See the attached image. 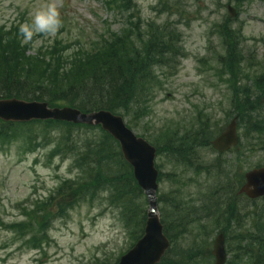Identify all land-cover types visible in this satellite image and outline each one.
Instances as JSON below:
<instances>
[{
    "label": "trees",
    "instance_id": "1",
    "mask_svg": "<svg viewBox=\"0 0 264 264\" xmlns=\"http://www.w3.org/2000/svg\"><path fill=\"white\" fill-rule=\"evenodd\" d=\"M106 4L131 11L133 28L121 34L108 33L90 50L58 38L31 55L28 52L33 50V41L25 42L18 27L8 30L0 25V99L39 100L51 107L73 106L83 112L110 110L125 118L142 109L147 113L144 104L150 101L160 82L155 68L170 69L178 63L177 57L182 53L181 36L169 22L160 25L149 22L144 29L140 28L133 22L139 13L133 0H109ZM156 11L172 15L185 13L177 4L164 1ZM138 20L140 22L141 18ZM225 21L218 25L217 33L227 49L222 63L231 78L242 143L235 149L237 155L232 162H222L221 157L212 164L204 161L201 147H209L214 135L219 133V130H211L208 119L200 120L197 127L188 132L167 134L166 144L156 143L159 154L167 152L183 174L220 176L218 192L223 194L219 199L212 198L211 202L202 201L201 205H187L182 198L173 202L170 199L173 217L169 225L164 219V225L172 247L159 264H213L209 238L216 230L227 239L226 247L231 255L228 264H264V199L252 201L253 206L244 208L237 193L241 178L236 180L238 164L242 163L246 151L253 153L254 141L264 137V69L255 76L257 90L248 85L238 86L240 77L245 75L246 55L240 32L231 30L230 18ZM33 126L42 128L35 130ZM96 130V135L90 133ZM19 140L30 152L55 143L50 159L67 158L71 162L69 172L74 174V177L64 178L47 199L36 203L26 213L25 221L6 226L19 234L17 236L24 239L28 247L43 251L51 239L49 231L55 219L65 218L71 209L81 204H94L102 194L107 195L110 206L120 208V219L124 220L131 236L130 247L143 236L146 197L135 181L132 168L125 162L119 144L100 127L55 121L0 122V151ZM218 192L215 190L212 194ZM211 215L214 219L208 220ZM194 229L196 232L206 230L208 235V241L200 249L179 241Z\"/></svg>",
    "mask_w": 264,
    "mask_h": 264
},
{
    "label": "rangeland",
    "instance_id": "2",
    "mask_svg": "<svg viewBox=\"0 0 264 264\" xmlns=\"http://www.w3.org/2000/svg\"><path fill=\"white\" fill-rule=\"evenodd\" d=\"M162 1L178 3L177 6H183L186 12L183 15L159 14L153 10L158 7L159 0H134L141 14H136L135 20L141 18V25L151 21L157 24L175 23V29L182 37L181 47L185 56L180 57L174 70L162 69L167 76H163L150 103L151 113L141 121L134 120L135 133L158 139L165 131L193 128L201 115H204L203 118L211 117L208 123L214 132L227 127L237 112L233 111V93L228 74L225 76L221 72L223 67L218 62L219 56L227 53V49L214 30L229 16L227 5L230 0ZM51 2L58 7L62 27L53 35L34 34L35 47L53 43L55 38L62 37L90 50L110 31L120 33L130 27L127 22L130 12L116 5L109 7L105 0H0V24L7 29L20 27L31 20L35 10ZM230 4L237 9L235 2ZM240 9L241 13L233 26L243 27V47L247 59L255 66L249 71L256 76L264 69V0H246L241 2ZM243 83L245 85L247 81ZM131 120L127 119L126 122L130 125ZM41 128L32 127L35 130ZM189 130L192 129L183 133ZM90 133L96 135L97 130ZM163 144H166V140ZM54 146L52 142L47 148L28 153L25 146L17 142L0 151V264L118 263L121 255L130 248L131 236L124 220L120 219V208L110 206L106 194H102L94 204H81L71 209L65 218L55 219L49 231L51 239L44 246V251L28 247L26 241L17 236L19 234L6 228L9 223L25 221V214L53 193L61 180L74 177L69 172L71 162L67 158L49 161L48 153ZM253 146L254 155L250 158L252 153L247 152V160L243 162L246 163L244 171L264 156V137L261 141H254ZM201 152L210 160L215 156L207 150ZM167 156V153H163L156 159L165 176L173 173L174 166L178 167ZM179 174L183 175L181 171ZM195 179L205 182L206 173ZM173 182L167 179L160 182L158 196L174 192L178 187ZM191 186H197V183H191ZM187 193L185 190L184 194ZM142 203L143 200L140 205ZM158 207L160 211L168 209L164 202L159 203ZM218 231L209 238L212 248ZM207 239L204 230L187 233L179 241L200 249Z\"/></svg>",
    "mask_w": 264,
    "mask_h": 264
},
{
    "label": "water",
    "instance_id": "3",
    "mask_svg": "<svg viewBox=\"0 0 264 264\" xmlns=\"http://www.w3.org/2000/svg\"><path fill=\"white\" fill-rule=\"evenodd\" d=\"M235 16L236 11L229 6ZM0 119L12 122H27L32 120H56L74 124L100 125L107 133L119 142L124 158L134 170L135 178L148 196L150 210L147 216L145 234L136 246L122 257L118 264H159L171 242L164 234L161 219H159L156 191L159 173L155 167L156 152L145 139L137 138L134 132L128 129L122 117H117L109 111H100L93 114H83L78 109H52L45 103L24 102L18 99L0 101ZM238 124L234 120L221 137L213 142L214 148L223 153L238 143ZM247 185L242 192L252 198L264 196V169L247 173ZM215 264H226L227 253L225 239L219 235L213 246Z\"/></svg>",
    "mask_w": 264,
    "mask_h": 264
},
{
    "label": "clouds",
    "instance_id": "4",
    "mask_svg": "<svg viewBox=\"0 0 264 264\" xmlns=\"http://www.w3.org/2000/svg\"><path fill=\"white\" fill-rule=\"evenodd\" d=\"M62 27V20L57 5L48 3L31 15V20L20 25L19 32L24 41H30L34 34L53 35Z\"/></svg>",
    "mask_w": 264,
    "mask_h": 264
}]
</instances>
